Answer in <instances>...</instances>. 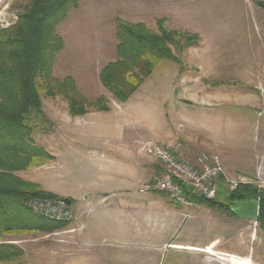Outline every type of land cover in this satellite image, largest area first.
<instances>
[{"label": "crops", "instance_id": "0c3cea01", "mask_svg": "<svg viewBox=\"0 0 264 264\" xmlns=\"http://www.w3.org/2000/svg\"><path fill=\"white\" fill-rule=\"evenodd\" d=\"M260 3L264 0H82L57 27L64 48L56 61L77 69H102L114 62L116 18L149 29L163 20L168 30L199 38L190 50L264 54ZM187 75L180 78L182 85L171 97L180 96L198 108L182 106L167 113L161 97L155 121L114 125L112 118L103 115L120 113L122 109L113 106L120 104L101 93L93 102L104 97L110 102L108 111L90 109L82 117H70L68 110L63 111L58 114L61 122L43 138L41 146L54 157L41 168L43 181L45 172L57 168L56 184L47 193L69 199L81 214V244L91 246L90 257L107 256L113 264H139L147 257L157 261L156 255L161 258L170 246L179 263L252 264L246 252L258 234L250 229L249 220L231 213V205L224 209L200 204L185 193L189 205L182 207L166 193L137 192L161 170L141 150L139 143L151 140L175 144L177 155L192 161L202 153L216 155L227 175L246 177L264 189V64L256 80L247 81L248 93L235 87L228 91L210 87L216 83L235 86V81ZM110 137L117 141L112 143ZM32 171L16 175L28 181L24 176ZM225 198L220 203L227 207ZM104 242L112 245L103 247ZM139 244L149 248L148 254L133 248ZM82 253L74 260L84 256ZM208 254L219 255L221 260L210 261Z\"/></svg>", "mask_w": 264, "mask_h": 264}, {"label": "trees", "instance_id": "16d2710c", "mask_svg": "<svg viewBox=\"0 0 264 264\" xmlns=\"http://www.w3.org/2000/svg\"><path fill=\"white\" fill-rule=\"evenodd\" d=\"M81 0H33L19 15L17 23L0 31V264L18 259L22 251L7 238L38 235L60 229L62 225L32 215L23 201L33 197H52L37 185L19 178L16 173L45 166L54 157L38 146L30 124L41 115V96L60 97L67 103L71 117H82L90 109L109 110L105 98L87 102L71 78L53 76L55 58L63 49L56 28L70 9ZM264 9V3L258 4ZM116 26V60L99 72L102 87L117 103H126L149 78L161 61L180 63L173 52L195 45L197 36L168 30L163 20L156 32L141 24H129L118 18ZM189 199L224 209L223 203L191 194ZM227 202H258L257 224L264 232V189L253 185L240 186L228 193Z\"/></svg>", "mask_w": 264, "mask_h": 264}, {"label": "rangeland", "instance_id": "374dc122", "mask_svg": "<svg viewBox=\"0 0 264 264\" xmlns=\"http://www.w3.org/2000/svg\"><path fill=\"white\" fill-rule=\"evenodd\" d=\"M32 1L33 0H14L12 6L18 8V14L21 15L23 11L32 3ZM78 7L79 4L77 8ZM72 10L74 9H70L69 12ZM157 28H158V24L156 25L155 29H149V28L147 29L156 32ZM0 31L2 30L0 29ZM56 32H57V28H56ZM114 32L116 38V26ZM69 39L70 38L66 39L67 44L69 43ZM115 40L117 41V38ZM63 48H64V42H63ZM172 52L174 56L180 60V63H175L168 60L159 62L155 67V69L153 70L151 76L147 78L143 82V84L139 87V89L131 96L130 98L131 100L129 99L128 103L126 104L120 103V105L117 104L113 105L115 108L122 109L120 113L119 112L116 113L115 111H113L112 113L103 116L112 118L114 125L123 124L124 126L126 125L138 126L140 124V119L142 120L147 119L150 122H153L155 121L154 115L156 114V111L159 112L158 100L161 97L164 98L165 101L164 104H166L165 106L167 108L166 109L167 113H170V111H173L176 108L178 109L182 106L184 107L189 106L190 109L198 108L194 102L185 101L180 96L174 98L171 97L174 96V94L176 93L174 89L176 90L180 88L182 85L180 82L181 80L180 78L188 76L187 73H190L192 76H195L196 73H198L199 75H203L204 77H207L209 79L235 81L236 82L235 86L230 84L222 85L216 83L210 85V87H213V89L223 88L227 91L232 90L235 87L237 88V90L242 89L243 92L248 93L246 92L248 91L247 89H249V85L247 81L250 82L251 79L256 80V78L260 75L262 71V64H264V54L253 51H249L246 53H233V52L225 53V52H211L209 50L203 51L202 49H199L198 51V50H190L189 48L186 49L184 48L182 50L173 48ZM57 55L53 67V76L56 79L63 80L68 77L73 79V81L76 83L78 92L89 103H93V99L99 97L101 93L105 94L106 95L105 97L109 101L115 102L99 82L98 75L101 69L69 68L66 65L67 63H64L61 60L56 61ZM164 93L167 94V97L163 96ZM40 96H41V106H42L41 115H38V117L33 116V118H31L30 120V124L35 127L33 133V139L38 146L42 145L43 138L49 135V131H51V128L57 126L61 122L62 119L58 117V114L62 115L64 113L63 111L68 110L67 103L60 97L48 98L45 96L43 92H40ZM149 114L152 115L150 118L144 116ZM110 140L112 141V143L114 141H117V139L114 137L113 138L110 137ZM144 142L146 141H142L139 144ZM141 150H142V146H141ZM42 167L43 166L38 167L36 169H31L34 171L26 173L27 175L24 177L26 179H29L28 182L37 185L45 192H51L52 187L55 186L56 184V181L54 180V175L57 173V168H51L49 169V171L45 172L43 175L45 176V179L43 181V177H42L43 173H41ZM64 171L65 170L62 169L61 178L64 177ZM219 190L220 193L218 198L213 200L221 202L224 200L225 196L229 192H227V190L224 189L222 186H220ZM33 198H43V197H33ZM33 198H29V199H33ZM48 198L60 199L53 195L52 197H48ZM227 198L228 196H226L225 201H227ZM226 203L228 205L227 208H229L230 207L229 202ZM23 205H24V201H23ZM25 208L27 209V207ZM79 215H80L79 218H81L80 213ZM60 225H62L60 229L51 232H45L38 235H24V236L21 235L18 237L7 238L9 243L14 241V243L17 244L16 246L19 247L20 251H22V254L18 259L6 264H59L61 260H63L64 264H113L114 263L113 261L110 262L107 256L90 257L93 254L91 250L88 251V249L91 246L90 247L83 246L81 244L82 241L80 237L83 229L82 226H80L79 224V220L71 225L70 224H60ZM249 226L251 230L257 232L258 236L255 242H251L249 244L248 241H246V243L249 244L246 253H248L250 258L253 259V261L251 262L252 264H264V232L259 228L257 222L254 223V221H250ZM111 245L112 244L109 245V243L106 244L104 242L101 246L106 247ZM133 248H140L141 249L140 253L148 254L149 252V248L142 244L134 245ZM174 250H175L174 247L167 246L165 250L162 252L161 258L160 256L156 255V257L159 258L157 259V261L156 259H154V257L153 258L147 257L145 262L141 261L139 262V264H143V263L157 264V262H160L159 264H170L173 261V259H174V264L179 263L177 262V258L175 255L176 251ZM80 253H82V255L84 256L78 257L74 260V257L78 256ZM207 256L210 259V261H218V258L219 260H221L220 259L221 256L219 257V255L216 254H208ZM179 264H187V263L183 260Z\"/></svg>", "mask_w": 264, "mask_h": 264}, {"label": "built area", "instance_id": "2783aa9c", "mask_svg": "<svg viewBox=\"0 0 264 264\" xmlns=\"http://www.w3.org/2000/svg\"><path fill=\"white\" fill-rule=\"evenodd\" d=\"M13 2L14 0H0L1 30L9 29L18 21V8L12 6ZM141 144L142 150L159 163L161 170L150 183L141 185L137 189L139 194L166 193L179 206L185 207L189 205L185 188H188L193 195L213 200L219 196L220 186L229 193L235 192L240 186H257L255 181L246 177L227 175L220 158L216 155L209 156L202 153L192 161L188 158H180L176 153L175 144L167 145L158 140ZM221 177L222 182H220ZM24 206L33 215L58 224L71 225L80 219L79 213L73 207L66 206L62 199L33 198L25 200Z\"/></svg>", "mask_w": 264, "mask_h": 264}, {"label": "water", "instance_id": "95a60500", "mask_svg": "<svg viewBox=\"0 0 264 264\" xmlns=\"http://www.w3.org/2000/svg\"><path fill=\"white\" fill-rule=\"evenodd\" d=\"M66 206H71L69 199H62ZM231 213L241 219L256 221L258 217V202L255 200L235 201L232 203Z\"/></svg>", "mask_w": 264, "mask_h": 264}]
</instances>
